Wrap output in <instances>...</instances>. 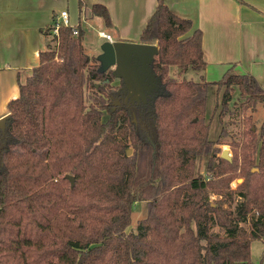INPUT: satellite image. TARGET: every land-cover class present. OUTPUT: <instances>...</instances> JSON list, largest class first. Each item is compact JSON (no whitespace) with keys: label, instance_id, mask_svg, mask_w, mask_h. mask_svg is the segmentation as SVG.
<instances>
[{"label":"trees","instance_id":"trees-1","mask_svg":"<svg viewBox=\"0 0 264 264\" xmlns=\"http://www.w3.org/2000/svg\"><path fill=\"white\" fill-rule=\"evenodd\" d=\"M92 15L110 25L103 5H93ZM55 19L44 29L40 64L8 104L0 264H255L251 244L264 241V120L257 128L252 115L243 116L231 133L223 117L237 92L242 113L264 105L257 80L233 69L217 82L184 78L206 67L202 33L188 35L192 22L158 0L141 39L159 47L153 66L168 95L155 101L147 137L127 109L106 115L113 70L88 55L80 25L55 35ZM211 87L221 92L216 140L206 121ZM224 144L231 161L220 156ZM141 201L147 214L128 232Z\"/></svg>","mask_w":264,"mask_h":264},{"label":"crops","instance_id":"crops-1","mask_svg":"<svg viewBox=\"0 0 264 264\" xmlns=\"http://www.w3.org/2000/svg\"><path fill=\"white\" fill-rule=\"evenodd\" d=\"M95 4L106 8L109 26L92 15ZM157 4L158 0H0V119L9 115L8 104L19 97L20 83L40 64V53L48 44L44 29L60 11L68 10L72 24L81 26L84 46L95 56L101 54L100 32L113 41L146 43L141 34ZM166 4L192 22L188 35L197 29L202 33L206 67L197 73L199 81L217 82L233 69L252 75L264 90V0H166ZM95 17L102 27L98 37L93 32L98 27L92 25Z\"/></svg>","mask_w":264,"mask_h":264},{"label":"water","instance_id":"water-1","mask_svg":"<svg viewBox=\"0 0 264 264\" xmlns=\"http://www.w3.org/2000/svg\"><path fill=\"white\" fill-rule=\"evenodd\" d=\"M158 45L151 43L113 41L101 45L98 60L102 70L112 69L113 75L120 80V88L111 97L113 110L125 108L128 111H139L141 117L148 113V125L155 119V101L160 96L168 95L162 78L154 70V59L158 54ZM9 115L0 119V140H5ZM133 121L136 123L135 118ZM5 145V142H4ZM132 153L128 149L127 154ZM220 156L231 161L227 149L222 150ZM71 186L74 178L66 176Z\"/></svg>","mask_w":264,"mask_h":264},{"label":"rangeland","instance_id":"rangeland-1","mask_svg":"<svg viewBox=\"0 0 264 264\" xmlns=\"http://www.w3.org/2000/svg\"><path fill=\"white\" fill-rule=\"evenodd\" d=\"M94 19H96V17ZM97 24H100V20H98V19L94 20L92 23V25L98 26L93 31L95 33V35L98 37V31H100V29L102 27H99V25H97ZM98 38H99V46H100L98 51H101V45L107 41L101 37H98ZM154 44H157V43H154ZM86 52L89 53L90 55L94 54V53H92V51L90 49H87ZM97 54L98 53H95V56H97V58H98L99 55H97ZM95 56H91L92 59L96 58ZM112 70H113V68H112ZM197 75L198 74L196 72L188 71V72L184 73L182 76L186 79L192 78L194 80H198L199 77ZM113 85L115 86V91H114V93H112L110 95V99L120 88V80L119 79L115 80L113 82ZM91 93L92 92L89 89L86 92L87 104H90L92 102ZM220 97H221V92L218 93L216 87H211L209 90V93H208L207 107H206V121L211 123L210 135H209L211 140H216L220 134V131H221V124L219 122V116H218L219 110H215L216 103L218 102ZM240 103H241V98L239 97V94L237 92L233 95V98L230 101V104H229L230 112L228 114H226V116L223 117V124L226 127L227 132L237 133L241 129L240 119L243 116L252 115L254 123H255L257 128H259L260 124L264 120V105L263 104H258L255 111L247 110L246 113H242L240 111V108H239ZM110 104H111V101H110ZM112 109H113V107L110 105V109H108L106 111L107 116L110 114ZM133 117L135 118L137 125L144 131L145 135L147 137H151L153 128H152V124H151V126L148 125V121H149L148 120V113L144 114V116L141 117L140 112L135 111V112H133ZM223 140L226 143L230 141L228 136L224 137ZM2 146H4V140H2V141L0 140V148ZM220 149L221 150L227 149L229 151V154L232 156V152L230 150L229 145H227V144L221 145ZM206 164H207V158L206 157L203 158L198 163L199 171L203 174H206V172H207L206 171ZM242 181H243V178L235 179L231 183V188L236 189L237 185L240 184ZM214 198H215V196H212V199H214ZM146 214H147V203L143 202V201L137 202L133 207L132 216H131V225L129 226L127 231L128 232H135L138 221L143 219L146 216ZM214 230L219 231V229L217 227L214 228ZM263 255H264V241H261V240L253 241L251 244V259H252V261L255 264H264V256Z\"/></svg>","mask_w":264,"mask_h":264},{"label":"built area","instance_id":"built-area-1","mask_svg":"<svg viewBox=\"0 0 264 264\" xmlns=\"http://www.w3.org/2000/svg\"><path fill=\"white\" fill-rule=\"evenodd\" d=\"M61 26H70V27H74L76 25L72 24L71 18H70V14L68 12V10H62L59 12V14L56 16L55 19V27L53 29V33L55 35L58 34V30ZM75 34L77 33V31H74ZM99 36L103 39H105L106 41L109 42H113L111 35L105 33V32H100Z\"/></svg>","mask_w":264,"mask_h":264}]
</instances>
